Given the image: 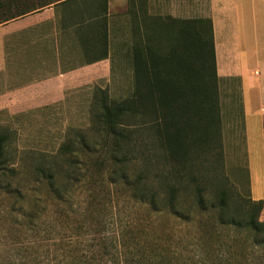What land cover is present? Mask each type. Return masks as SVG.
I'll return each mask as SVG.
<instances>
[{
    "label": "trees",
    "instance_id": "obj_1",
    "mask_svg": "<svg viewBox=\"0 0 264 264\" xmlns=\"http://www.w3.org/2000/svg\"><path fill=\"white\" fill-rule=\"evenodd\" d=\"M166 29L137 50L128 96L95 91L91 140L22 165L0 127V264H264V201L223 172L211 23L168 18ZM112 194L148 218H122ZM159 214L179 225V248L152 236Z\"/></svg>",
    "mask_w": 264,
    "mask_h": 264
},
{
    "label": "crops",
    "instance_id": "obj_2",
    "mask_svg": "<svg viewBox=\"0 0 264 264\" xmlns=\"http://www.w3.org/2000/svg\"><path fill=\"white\" fill-rule=\"evenodd\" d=\"M0 10L9 113L78 106L67 102L114 83L128 90L137 50L164 43L168 18L209 20L224 143L241 141L251 199L264 201V0H0Z\"/></svg>",
    "mask_w": 264,
    "mask_h": 264
},
{
    "label": "rangeland",
    "instance_id": "obj_3",
    "mask_svg": "<svg viewBox=\"0 0 264 264\" xmlns=\"http://www.w3.org/2000/svg\"><path fill=\"white\" fill-rule=\"evenodd\" d=\"M0 18H2L0 10ZM121 85V82H120ZM114 83L111 90H105L110 99L119 100L128 96L132 86L127 89L116 87ZM219 105L221 115V136L223 144V172L225 178L241 195H248V172L246 169L245 156L242 154V145L239 139H230L226 144L223 139V129L225 124V99L222 87H219ZM88 96V100L70 101L68 104H77L78 106L55 107L49 109H24L16 113H9L5 109H0V127H8L13 131L12 150L18 155L20 163L27 165L29 157L40 153L53 154L63 143L70 140H77V137H84L89 141L96 134L90 122V105L93 94ZM98 94V93H97ZM229 120V116H227ZM100 150V146L95 147ZM74 149L81 150L80 145L74 146ZM27 170L21 176L19 184L26 187L31 183V178ZM102 179V178H100ZM99 179V180H100ZM104 198V196H101ZM107 198V197H106ZM111 200L116 205L118 214L126 218L131 214V203L110 195ZM133 218H148L145 213L135 212ZM148 228L152 229V236L163 242L169 239L172 245L179 248V225H175L167 219L166 216L159 214L152 217ZM151 237V236H150ZM152 239V237H151ZM179 264V262L173 263Z\"/></svg>",
    "mask_w": 264,
    "mask_h": 264
}]
</instances>
